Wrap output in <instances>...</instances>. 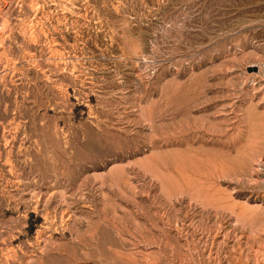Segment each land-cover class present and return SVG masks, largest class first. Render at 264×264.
<instances>
[{
  "label": "rangeland",
  "instance_id": "rangeland-1",
  "mask_svg": "<svg viewBox=\"0 0 264 264\" xmlns=\"http://www.w3.org/2000/svg\"><path fill=\"white\" fill-rule=\"evenodd\" d=\"M0 156L1 264H264V0H0Z\"/></svg>",
  "mask_w": 264,
  "mask_h": 264
},
{
  "label": "bare ground",
  "instance_id": "bare-ground-1",
  "mask_svg": "<svg viewBox=\"0 0 264 264\" xmlns=\"http://www.w3.org/2000/svg\"><path fill=\"white\" fill-rule=\"evenodd\" d=\"M33 1H34V0H33ZM65 1H66V0H65ZM56 5H57V4H56ZM33 6H34V5H33ZM34 8H35V6H34ZM34 8H33V9H34ZM39 8H40V7H39ZM33 9H32V10H33ZM36 10H37V9H36ZM37 12H38V10H37ZM58 19H60V18L58 17ZM61 20H63V19H61ZM61 20H60V21H61ZM66 20H67V19H66ZM85 20H86V19H85ZM63 22H64V21H63ZM89 22H90V21H89ZM37 23H38V22H37ZM57 23H58V22H57ZM68 23H69V22H68ZM76 23H77V22H76ZM76 23H74V24H76ZM79 23H80V22H79ZM79 23H77V25H78ZM65 24H67V23H65ZM59 25H60V23H59ZM68 25H69V24H68ZM72 25H73V24H72ZM34 26H36V24L31 23V30H32V33H30V34H36V32H35V30H34ZM57 26H58V25H57ZM78 26H79V25H78ZM64 27H65V26H64ZM66 27H67V26H66ZM73 27H74V26H73ZM79 27H81V26H79ZM79 27H77V28H79ZM77 28H76V29H77ZM61 29H62V28H61ZM61 29H60V30H61ZM74 29H75V28H74ZM56 30H57V28H56ZM67 30H68V29H67ZM79 30H80V28H79ZM57 31H58V30H57ZM81 31H82V28H81ZM81 31H80V32H81ZM46 32H47V31H46ZM76 32H78V31H76ZM76 32H75V33H76ZM46 34H47V33H46ZM84 34H85V33H84ZM36 35H37V34H36ZM43 35H44V34H43ZM57 35H58V34H57ZM63 35H65V34L63 33ZM63 35H62V36H63ZM75 35H76V34H75ZM80 35H81V34H80ZM39 36H40V35H39ZM81 36H83V34H82ZM45 37H46V36H45ZM34 38H36V37H34ZM37 38H38V37H37ZM46 38H47V37H46ZM77 38H79V37H77ZM77 38H76V39H77ZM82 38H83V37H82ZM39 39H40V38H39ZM66 39H67V38H66ZM74 39H75V38H74ZM80 39H81V37H80ZM84 39H85V38H84ZM84 39H83V40H84ZM30 40H31V39H30ZM32 41H33V40H32ZM38 41H39V40H38ZM54 41H56V40H54ZM57 41H58V39H57ZM74 41L77 42V40H74ZM74 41H73V42H74ZM87 41H88V39H87ZM52 42H53V41H52ZM65 42H66V41H65ZM81 42H82V41H81ZM27 43H28V42H27ZM49 43H50V42H49ZM54 43H55V42H54ZM63 43H64V42H63ZM67 43H68V42H67ZM79 43H80V42H79ZM82 43H83V42H82ZM32 44H33V42H32ZM39 44H40V43H39ZM52 44H53V43H52ZM52 44H51V45H52ZM56 44H57V43H56ZM68 44H70V42H69ZM77 44H78V42H77ZM77 44H75V45H77ZM34 45H35V44H34ZM54 45H55V44H54ZM63 45H64V44H63ZM78 45H79V44H78ZM52 46H53V45H52ZM56 46H57V45H56ZM61 47H64V46H61ZM71 47H72V46H71ZM71 47H68V46H67L68 49L71 48ZM76 47H79V46H75L74 49H75ZM65 48H66V47H65ZM80 48H81V47H80ZM51 49H53V48H51ZM57 49H58V48H57ZM76 49H77V48H76ZM82 49H83V48H82ZM27 50H28V49H27ZM29 50H30V49H29ZM69 50H70V49H69ZM72 50H73V49H72ZM78 50H79V49H77L76 51H78ZM80 50H81V49H80ZM80 50H79V51H80ZM31 51H32V50H31ZM58 51H59V50H58ZM58 51H57V52H58ZM63 51H64V50H63ZM63 51H62V52H63ZM66 51H67V49H66ZM66 51H65V52H66ZM81 51H82V50H81ZM81 51H80V52H81ZM32 52H33V51H32ZM32 52L30 53V55L32 54ZM54 52H55V54L57 53V52H56V48H55V51H54ZM60 52H61V51H60ZM60 52H59V53H60ZM83 52H84V51H83ZM66 53H67V52H66ZM52 54H53V51H52ZM70 54H71V53H70ZM70 54H69V55H70ZM93 54H94V53H93ZM59 55H60V54H59ZM66 55H67V54H66ZM71 55H74V58H75V55L78 56V55L75 54V53L73 54V51H72V54H71ZM85 55H86V54H85ZM53 56H54V55H53ZM53 56H52V57H53ZM61 56H62V55H61ZM29 57H30V56H29ZM32 57H33V56H32ZM54 57H55V56H54ZM69 57H70V56H69ZM72 57H73V56H72ZM56 58H57V57H56ZM58 58H59V57H58ZM58 58H57V59H58ZM82 58H83V57H82ZM84 58H85V60H86V58H87V60H88V57L84 56ZM31 59H32V58H31ZM53 59H54V58H53ZM70 59H71V58H70ZM72 59H73V58H72ZM77 59H78V58H77ZM77 59H76V60H77ZM79 59H80V56H79ZM36 60H37V59H36ZM82 60H83V59H82ZM64 61H65V59H64ZM74 61H75V59H74ZM88 61H89V60H88ZM36 62L38 63V61H36ZM36 62H35V63H36ZM56 62H57V61H56ZM59 62H61V61H59ZM59 62H58V63H59ZM72 62H73V60H72ZM75 62H76V61H75ZM79 62H80V61H79ZM31 63H32V62H31ZM35 63H34V65H35ZM45 63H46V62H45ZM80 63H81V62H80ZM84 63H85V62H84ZM86 63H87V62H86ZM90 63H91V62H90ZM38 64H40V63H38ZM56 64H57V63H56ZM56 64H55V66H56ZM61 64H62V63H61ZM76 64H77V63H76ZM76 64H75V65H76ZM95 64H96V63H95ZM95 64H94V65H95ZM67 65H68V64H66V66H67ZM75 65H74V66H75ZM77 65H78V64H77ZM87 65H88V64H87ZM92 65H93V63H92ZM94 65H93V66H94ZM43 66H44V63H43ZM43 66H42V68H40V67H39V68L42 70V69H43ZM45 66H46V65H45ZM59 66H60V65H59ZM62 66H63V64H62ZM85 66H86V64H85ZM64 67H65V66H64ZM64 67H63V68H64ZM69 67H70V66H69ZM72 67H73V66H72ZM90 67H91V66H90ZM96 67H98V66L95 65V69H97ZM61 68H62V67H61ZM76 68H77V66H76ZM76 68H74V69H76ZM83 68H84V67H83ZM37 69H38V67H37ZM40 69H39V70H40ZM46 69H47V68H46ZM46 69L44 68V70H46ZM49 69H50V68H49ZM70 69H71V68H70ZM72 69H73V68H72ZM78 69H79V66H78ZM90 69H91V68H90ZM95 69L93 70L94 72H95ZM44 70H43V71H44ZM64 70H66V69H63V71H64ZM79 71H80V70H79ZM82 71H83V70H82ZM85 71H86V70H85ZM87 71H88V70H87ZM90 71H91V70H90ZM90 71H89V73H90ZM39 72H40V71H39ZM74 72H75V71H74ZM76 72H77V71H76ZM76 72H75V74H76ZM80 72H81V71H80ZM22 73H23V72H22ZM66 73H68V70H67ZM72 73H73V72H72ZM87 73H88V72H87ZM45 74H46V73H45ZM47 74H48V73H47ZM47 74H46V75H47ZM91 74H92V72H91ZM93 74H94V73H93ZM55 75H56V74H55ZM68 75H69V74H67V76H68ZM81 75H82V74H81ZM48 76H49V75H48ZM53 76H54V75H53ZM64 76H65V75H64ZM67 76H66V77H67ZM69 76H71V75H69ZM72 76H73V75H72ZM85 76H86V74H85ZM93 76H95V75H93ZM23 77H24V76H23ZM26 77H27V76H26ZM26 77H25V78H26ZM44 77H45V75H44ZM74 77H75V79H76L77 75L74 76ZM79 77H81V76L79 75ZM18 78H19V77H18ZM21 78H22V77H21ZM21 78H20V80H21ZM63 78H64V77H63ZM82 78H83V76L81 77V79H82ZM91 78H92V77H91ZM23 79H24V78H23ZM34 79H35V78H34ZM44 79H45V78H44ZM49 79H52V78H49ZM54 79H56V78H54ZM75 79L73 80V82H75ZM81 79L79 78V80H81ZM45 80H46V79H45ZM60 80H61V79H60ZM63 80H64V82L66 81V79H63ZM76 80H77V79H76ZM79 80H78V81H79ZM86 80H87V79H86ZM21 81H22V80H21ZM21 81H20V82H21ZM24 81H25V80H24ZM27 81H28V80H27ZM41 81H42V80H41ZM78 81H77V82H78ZM89 81H90V80H89ZM91 81H92V80H91ZM32 82H33V81H32ZM36 82H37V81H36ZM73 82H72V83H73ZM94 82H96V81H93V85H94ZM33 83H34V82H33ZM66 83H67V81H66ZM66 83H65V85H66ZM69 83H70V82H69ZM81 83H83V82H81ZM81 83H80V84H81ZM84 83H86V82L84 81ZM29 84H30V82H29ZM45 84H46V83H45ZM63 84H64V83H63ZM74 84H75V83H74ZM89 84H90V83H89ZM37 85H38V84H37ZM58 85H59V83H58ZM61 85H62V84H61ZM69 85H70V84H69ZM71 85H72V84H71ZM76 85H77V83H76ZM33 86H34V85H33ZM90 86H91V85H90ZM19 87H20V86H19ZM21 87H22V86H21ZM37 87H38V86H37ZM68 87H69V86H68ZM83 87H84V86H83ZM86 87H87V86H86ZM22 88H23V87H22ZM29 88H30V87H29ZM35 88H36V87H35ZM39 88H40V87H39ZM39 88H37V89H38V93H39ZM87 88H88V87H87ZM89 88H90V87H89ZM93 88H94V86H93ZM73 89H74V88H73ZM75 89H76V88H75ZM91 89H92V88H91ZM33 90H34V89H33ZM77 90H78V89H77ZM92 90H93V89H92ZM27 91H28V89H27ZM27 91H26V92H27ZM40 91H42V88L40 89ZM64 91H65V90H64ZM79 91H80V90H79ZM79 91H78V92H79ZM82 91H83V90H82ZM18 92H19V91H18ZM28 92H29V91H28ZM66 92H67V91H66ZM90 92H91V91H90ZM92 92H93V91H92ZM83 93H84V92H83ZM69 94H70V93H69ZM22 95H23V94H22ZM33 95H34V94H33ZM33 95H30V96H33ZM73 95H74V94H73ZM78 95H80V92H79ZM78 95H77V93H76V98H77ZM93 95H94V94H93ZM41 96H42V95H41ZM82 96H83V95L78 96V97H82ZM88 96H89V95H88ZM37 97H38V95H37ZM37 97H36V99H37ZM89 97H90V96H89ZM29 98H30V97H29ZM31 98H32V97H31ZM33 98L35 99V97H33ZM85 98H87V97H85ZM85 98H84V99H85ZM25 99H26V98H25ZM34 99H32V100H34ZM84 99H83V100H84ZM76 100H77V99H76ZM85 100H86V99H85ZM34 101H35V100H34ZM78 101H79V99H78ZM80 101H81V99H80ZM37 102H38V103L40 102V101H39V98H38ZM37 102H36V103H37ZM42 103L44 104L43 99H42ZM80 103H81V102H80ZM32 104H33V103H32ZM84 104H86V103H84ZM38 105H39V104H38ZM38 105H37V106H38ZM35 106H36V105H35ZM88 106H89V105H88ZM88 106H86V107H88ZM90 106H91V105H90ZM40 107H41V106L39 105V108H40ZM90 109H91V108H90ZM24 111H25V110H24ZM90 111H91V110H90ZM164 111H165V110H164ZM37 112H38V111H37ZM19 114H21V116H23L22 113H19ZM24 115H25V112H24ZM27 117H28V116H27ZM27 117H26V118H27ZM30 117H31V116H30ZM37 117H38V116H37ZM24 118H25V116H24ZM24 118H23V119H24ZM28 118H29V117H28ZM159 118H160V117H159ZM17 119L19 120L20 118H17ZM17 119H16V121L18 122ZM29 119H30V118H29ZM42 119H44V118H42ZM24 120H25V119H24ZM26 120H27V119H26ZM34 120H35V118H34ZM29 121H31V120H29ZM32 121H33V120H32ZM38 121H39V120H38ZM38 121H37V122H38ZM37 122H36V123H37ZM40 122H41V121H40ZM25 123H26V122H25ZM27 123H28V122H27ZM27 123H26V124H27ZM13 124H14V123H13ZM15 124H16V122H15ZM17 124H18V123H17ZM29 124H30V123H29ZM40 124H41V123H40ZM11 125H12V124H11ZM18 125H19V124H18ZM20 125H21V124H20ZM38 125H39V123H38ZM28 126L30 127V125H28ZM14 127H15V126H14ZM38 127H39V126H37V128H38ZM26 128H28V127H26ZM35 128H36V127H35ZM44 128H45V126H44ZM15 129H17V125H16V128H15ZM22 129H23V128H22ZM28 129H30V128H28ZM31 129H32V128H31ZM38 129H39V128H38ZM41 129H43V128H41ZM26 130H27V129H26ZM10 131H11V129H10ZM10 131H9V132H10ZM16 131H17V130H16ZM24 131H25V130H24ZM28 131H29V130H28ZM18 132H19V131H18ZM30 132H31V130H30ZM38 132H39V131H38ZM42 132H45V131H42ZM25 133H27V132L25 131ZM36 133H37V132H36ZM39 133H40V132H39ZM14 134H15V133H14ZM22 134H23V133H22ZM22 134H20V135H22ZM34 134H35V133H34ZM34 134H33L32 136H34ZM43 134H44V136H45V133H43ZM43 134H42V135H43ZM9 135H12V133L9 134ZM23 135H24V134H23ZM36 135H37V134H36ZM42 135H41V136H38V137H42ZM161 135H162V134H161ZM5 136H6V135H5ZM13 136H14V135H13ZM10 137H11V136H10ZM14 137H15V136H14ZM27 137H28V136H27ZM1 138H2V137H1ZM4 138H5V137H4ZM25 138H26V137H25ZM28 138H29V137H28ZM36 138H37V137H36ZM5 139H6V138H5ZM32 139H33V137H32ZM3 140H4V139H2V142H3ZM11 140H12V139H11ZM37 140H38V139H37ZM15 141H16V140H15ZM18 141H19V140H18ZM22 141H23V140L21 139V142H22ZM25 141H26V139H25ZM30 141H31V140H30ZM8 142H9V141H8ZM21 142H20V143H21ZM31 142H35V141H31ZM42 142H43V141H42ZM10 143H11V142H10ZM16 143H17V142H16ZM37 143H38V141H37ZM1 144H2V143H1ZM3 144H4V142H3ZM5 144H6V143H5ZM7 144H9V143H7ZM11 144H12V143H11ZM18 144H19V143H18ZM29 144H30V143H29ZM32 144H33V143H32ZM35 144H36V143H35ZM35 144H34V146H35ZM20 145H21V144H20ZM22 145H24V144L22 143ZM38 145H39V144H38ZM41 145H43V144H41ZM4 146H5V145H4ZM13 146H14V145H13ZM15 146H16V145H15ZM29 146H30V145H29ZM5 147H6V146H5ZM7 147H8V146H7ZM31 147H32V146H31ZM40 147H41V146H40ZM8 148H9V147H8ZM19 148H20V147H19ZM32 148H34V147H32ZM42 148H43V147H42ZM16 149H17V148H16ZM20 149H21V148H20ZM20 149H19V150H20ZM23 149H24V148H23ZM4 150H6V149H4ZM41 150H43V149H41ZM6 151H8V150H6ZM9 151H11V150H9ZM13 151H14V150H13ZM16 151H17V150H16ZM22 151H23V150H22ZM29 151H30V150H29ZM38 151H39V150H38ZM2 152H3V151H2ZM6 153H7V152H6ZM8 153H9V152H8ZM21 153H22V152H21ZM1 154H2V153H1ZM9 154H10V153H9ZM11 154H12V153H11ZM15 154H16V152H15ZM19 154H20V153H19ZM19 154H18V155H19ZM22 154H23V153H22ZM22 154H21V156H22ZM33 154H34V153H33ZM73 154H74V153H73ZM24 155H25V153H24ZM75 155H76V154H75ZM4 156H5V155H4ZM30 156H31V155H30ZM0 157H1V156H0ZM7 157H8V155H7ZM12 157H13V156H12ZM14 157H15V156H14ZM25 158H26V157H25ZM27 158H29V157H27ZM32 158H33V157H32ZM13 159H17V158L15 157V158H13ZM30 159H31V158H30ZM75 159H77V158H75ZM0 160H1V159H0ZM5 160H6V159H5ZM36 160H37V159H36ZM1 161H2V160H1ZM3 162H4V161H3ZM6 162L8 163V166H10L11 171H12V169L15 168V165H14V164H15L16 162L13 163V161L11 160V158H8ZM6 162H5V164H6ZM25 162H26V161H25ZM33 164H34V163H33ZM16 165H17V164H16ZM5 167H6V166H5ZM17 167H18V166H17ZM30 167H31V166H30ZM33 167H34V166H33ZM32 169H33V168H32ZM2 170H3V169H2ZM16 170H17V168H16ZM8 171H10V170H8ZM22 171H23V169L21 170V172H22ZM0 172H1V169H0ZM15 172H16V171H15ZM19 172H20V171H19ZM19 172H18V175H19ZM34 172H35V171H34ZM72 172H73V171H72ZM10 173H11V172H10ZM32 173H33V172H32ZM66 173H67V172H66ZM76 173H77V172H76ZM2 174H3V173H2ZM42 174H43V173H42ZM42 174H41V175H42ZM74 174H75V173H74ZM13 175H14V174H13ZM13 175H12V176H13ZM15 175H16V174H15ZM20 175H23V172H22V174H20ZM62 175H63V174H62ZM34 176H35V175H34ZM38 176H39V174H38ZM56 176H58V175H56ZM59 176H60V175H59ZM64 176H65V175H64ZM66 176H67V174H66ZM69 176H70V174H69ZM21 177H22V176H21ZM15 178H16V177H15ZM37 178H38V177H37ZM45 178H46V177H45ZM54 178H55V176H54ZM63 178H64V177H63ZM69 178H70V177H69ZM73 178H74V177H73ZM18 179H19V178H18ZM41 179H42V177H41ZM55 179L57 180V177H56ZM66 179H67V177H66ZM71 179H72V178H71ZM12 180H13V179H12ZM15 180H16V179H15ZM44 180H45V179H44ZM61 180H62V179H61ZM67 180H68V179H67ZM72 180H73V179H72ZM13 181H14V180H13ZM13 181H12V182H13ZM20 181H21V180H20ZM24 181H26V180L24 179ZM73 181H74V180H73ZM73 181H72V182H73ZM10 182H11V181H10ZM15 182H16V181H15ZM22 182H23V180H22ZM32 182H34V181H32ZM32 182H31V184H33ZM45 182H47V180H46ZM24 183H27V182H24ZM24 183H23V184H24ZM41 183H43V182H41ZM12 184H13V183H12ZM23 184H21V185L23 186ZM28 184H29V183H28ZM46 184H47V183H46ZM14 185H16V184H14ZM19 185H20V184H19ZM24 185H26V184H24ZM44 185H45V184H44ZM39 186H40V185H39ZM72 186H73V185H70V187H72ZM15 187H16V186H15ZM27 187H28V186H27ZM17 188H19V187H17ZM37 195H38V194H37ZM37 195H36V196H37ZM39 196H40V195H39ZM81 197H82V196H81ZM36 200L39 201V198L36 199ZM81 200H82V199H81ZM89 200H90V199H89ZM154 200H155V199H154ZM9 201H10V200H9ZM67 201H68V200H67ZM60 202H61V201H60ZM65 202H66V201H65ZM11 203H12V202H11ZM61 203H62V202H61ZM71 203L74 204L73 202H71ZM151 203H152V202H151ZM155 203H156V202H155ZM40 204H41V203H40ZM47 204H48V203H47ZM64 204H65V203H64ZM67 204H69V202H67ZM72 204H71V205H72ZM15 205H16V204H15ZM27 205H28V204H27ZM27 205H25V206L27 207ZM61 205L63 206V204H61ZM9 206H10V205H9ZM32 206H33V205H32ZM35 206H36V204H35ZM37 206H38V204H37ZM54 206H55V205H54ZM57 206H58V205H57ZM74 206H75V205H74ZM74 206H73V207H74ZM152 206H153V205H152ZM13 207H14V206H13ZM45 207H46V206H45ZM45 207H44V208H45ZM48 207H49V206H48ZM64 207H65V205H64ZM73 207H72V208H73ZM137 207H138V206H137ZM16 208H18V207L16 206ZM39 208H40V207H39ZM52 208H53V207H52ZM57 208H58V207H57ZM57 208H55V209H57ZM69 208H70V207H69ZM69 208H67V206H66V209H65V208H64V209L67 210V209H69ZM203 208H204V207H203ZM13 209H14V208H13ZM26 209H27V208H26ZM55 209H54V210H48V209L45 210V211H46L45 214H44L43 216H41L42 219H43V223H40L39 225H35L36 220L34 219V220L31 221V225H34V226L36 227V229H35L36 231L34 230V232H35V239H36L37 241L42 237V235H43V233H44L45 231H47V230H48V231L56 230L55 225H56V221L58 220V217H59V214H58V213H59L60 211L57 212V210H55ZM140 209H141V208H140ZM142 209H143V208H142ZM14 210H15V209H14ZM21 210H22V209H21ZM28 210H29V209H28ZM59 210H60V209H59ZM65 210H63V211H65ZM19 211H20V210H19ZM42 211H43V210H42ZM70 211H71V210H70ZM70 211H69V212H70ZM143 211H144V210H143ZM24 212H25V211H24ZM33 212L36 213V214H38V213H39L38 208H37V207H34ZM71 212H72V211H71ZM97 212H98V211H97ZM141 212H142V211H141ZM188 212H189V211H188ZM62 213H64V212H61V215H60L61 218H62V215H63ZM169 213H170V212H169ZM36 214H35V215H36ZM40 214H41V213H40ZM42 214H43V213H42ZM142 214H143V213H142ZM146 214H147V213H146ZM157 214H158V213H157ZM174 214H175V213H174ZM174 214H173V216H174ZM191 214H192V213H191ZM65 215H66V214H65ZM99 215H100V214H99ZM144 215H145V214H144ZM148 215H149V214H148ZM153 215H154V214H153ZM162 215H163V214H162ZM165 215H166V214H165ZM39 216H40V215H39ZM149 216H150V215H149ZM155 216H156V215H155ZM186 216H188V215H186ZM190 216H191V215H190ZM195 216H196V215H195ZM63 217H65V216H63ZM100 217H101V216H100ZM102 217H103V216H102ZM145 217H146V216H145ZM157 217H158V216H157ZM68 218H69V217H68ZM91 218H92V217H91ZM98 218H99V217H98ZM108 218H109V217H108ZM158 218H160V217H158ZM168 218H169V217H168ZM172 218L174 219V217H172ZM176 218H177V217H176ZM190 218H193V217H190ZM163 219H165V218L163 217ZM163 219H161V221H162ZM170 219H171V218H170ZM187 219H188V217H187ZM62 220L64 221V219H62ZM69 220H70V219H69ZM69 220H68V221H69ZM97 220H98V219H97ZM134 220H135V219H134ZM147 220H148V219H147ZM149 220H150V218H149ZM152 220H153V219H152ZM38 221H39V220H38ZM58 221H59V220H58ZM58 221H57V222H58ZM108 221H109V220H108ZM118 221H119V220H118ZM126 221H127V218H126ZM150 221H151V220H150ZM163 221H164V220H163ZM174 221H175V220H174ZM187 221H188V220H187ZM190 221H192V219H191ZM193 221H194V219H193ZM59 222H60V221H59ZM59 222H58V223H59ZM103 222H104V221H103ZM129 222H130V221H129ZM133 222H134V221H133ZM147 222H148V221H147ZM154 222H156V220H155ZM168 222H170V221H168ZM61 223H62V222H61ZM105 223H106V222H105ZM119 223H120V222H119ZM131 223H132V222H131ZM148 223H149V222H148ZM151 223H152V222H151ZM151 223H149V224L151 225ZM177 223H178V222H177ZM190 223H191V222H190ZM192 223H193V222H192ZM202 223H203V221H202ZM88 224H89V223H88ZM90 224H91V223H90ZM121 224H122V223H121ZM135 224H136V223L134 222V225H135ZM109 225H110V224H109ZM143 225H144V224H143ZM143 225H142V226H143ZM147 225H148V224H147ZM153 225H154V224H153ZM153 225H152V226H153ZM192 225H193V224H192ZM199 225H200V224H199ZM199 225H198V226H199ZM58 226H59V225H58ZM60 226H61V224H60ZM121 226H122V225H121ZM140 226H141V225H140ZM176 226H177V225H176ZM56 227H57V226H56ZM63 227H64V226H63ZM144 227H146V225H145ZM158 227H159V226H158ZM158 227H155V229H156V230H159ZM178 227H179V226H178ZM191 227H192V226H191ZM200 227H201V226H200ZM58 228H59V227H58ZM112 228H113V226H112ZM125 228H126V227H125ZM147 228H148V227H147ZM149 228H150V227H149ZM159 228H160V227H159ZM183 228H184V227H183ZM33 229H34V228H33ZM118 229H119V228H118ZM150 229H152V227H151ZM150 229H148V230L150 231ZM153 229H154V228H153ZM12 230H13V229H12ZM15 230H17V229H15ZM21 230H22V232H23L24 229L21 228ZM58 230H59V229H58ZM96 230H97V229H96ZM122 230H123V229H122ZM180 230H181V229H180ZM17 231H18V230H17ZM19 231H20V230H19ZM24 231H25V230H24ZM137 231H138V230H137ZM161 231H162V230H161ZM163 231H164V230H163ZM176 231L178 232L177 229H176ZM208 231H209V230H208ZM28 232H29V231H28ZM28 232H27V233H28ZM96 232H97V231H96ZM100 232H101V230H100ZM129 232H131V231H128V233H129ZM145 232H146V231H145ZM150 232H152V231H150ZM193 232H194V231H193ZM209 232H210V231H209ZM15 233H16V232H15ZM19 233H20V232H19ZM23 233L25 234V232H23ZM45 233H46V232H45ZM55 233H56V232H55ZM94 233H95V231H94ZM148 233H149V232H148ZM160 233H161V232H160ZM210 233H211V232H210ZM8 234H9V233H8ZM11 234H12V233H11ZM85 234H86V233H85ZM91 234H92V233H91ZM97 234L99 235V233H97ZM97 234H95L96 236L92 235V237H93L92 239H98ZM122 234H123V233H122ZM150 234H153V233H150ZM158 234H159V233H158ZM169 234H170V233H169ZM195 234H196V233H195ZM17 235H18V234H17ZM21 235H22V233H21ZM26 235H28V234H26ZM50 235H51V234H50ZM52 235H53V234H52ZM123 235H124V234H123ZM129 235H130V234H129ZM131 235H132V234H131ZM134 235H135V234H134ZM137 235H138V234H137ZM146 235H147V233H146ZM155 235H156V234H155ZM162 235H164V234H162ZM207 235H208V233H207ZM10 236H11V235H8V237H9L8 239H10ZM33 236H34V235H33ZM88 236H90V235H88ZM118 236H119V235H118ZM120 236H122V235L120 234ZM140 236H141V235H140ZM144 236H145V234H144ZM147 236H148V235H147ZM156 236H157V235H156ZM165 236H166V235H165ZM169 236H170V235H169ZM187 236H188V235H187ZM3 237H4V236H3ZM16 237H17V236H16ZM16 237H15V238H16ZM24 237H25V236H24ZM90 237H91V236H90ZM132 237H133V236H132ZM134 237H136V236H134ZM141 237H142V236H141ZM150 237H151V236H150ZM152 237H153V236H152ZM154 237H155V236H154ZM158 237H160V236H158ZM25 238H26V237H25ZM121 238H122V237H121ZM156 238H157V237H156ZM164 238H167V237H164ZM185 238H186V237H185ZM205 238H206V237H205ZM0 239H1V236H0ZM4 239H5V238H4ZM6 239H7V238H6ZM26 239H27V238H26ZM79 239H80V238H79ZM79 239H77V240H79ZM85 239H86V237H85ZM90 239H91V238H90ZM122 239H124V238H122ZM136 239H137V238H136ZM138 239H139V238H138ZM157 239H159V238H157ZM161 239L163 240L162 237H161ZM11 240H12V237H11ZM22 240H23V235H22ZM86 240H87V239H86ZM88 240H89V239H88ZM142 240H143V239H142ZM146 240H147V238H146ZM167 240H168V239H167ZM181 240H182V239H181ZM186 240L188 241V239H186ZM7 241H8V240H7ZM16 241H20V238H18V240H16ZM92 241H93V240H92ZM99 241H101L100 238H99ZM119 241H120V240H119ZM124 241H126V240H124ZM143 241H144V240H143ZM148 241H149V240H148ZM148 241H147V242H148ZM192 241H193V239H192ZM9 242H10V241H9ZM13 242H14V241H13ZM27 242H29V241H27ZM75 242H76V241H75ZM78 242H79V244H81V242H82L83 247L85 246L84 244H85L86 242H85L84 240H83V241L80 240V241H78ZM87 242H88V241H87ZM101 242H102V241H101ZM150 242H152V240H151ZM153 242H154V240H153ZM155 242H156V241H155ZM159 242H160V240H159ZM162 242H164V241H162ZM6 243H7V242H6ZM18 243H19V242H18ZM31 243H32V242H31ZM31 243H30V245H32ZM34 243H35V242H34ZM76 243H77V242H76ZM88 243H89V242H88ZM92 243H93V245H94V242H92ZM121 243H122V242H121ZM123 243H124V242H123ZM123 243H122V244H123ZM144 243H146V242H144ZM157 243H158V242H157ZM188 243L190 244L191 242H188ZM188 243H187V244H188ZM205 243H206V242H205ZM10 244H11V243H9V245H10ZM20 244H21V243H20ZM20 244H19V245H20ZM24 244H25V243H24ZM37 244H38V243H37ZM39 244H41V243H39ZM79 244H78V245H79ZM89 244L91 245V242H90ZM95 244H96V243H95ZM122 244H120V245H122ZM124 244H126V243H124ZM146 244H147V243H146ZM149 244H150V243H149ZM149 244H147V246H148ZM152 244H153V243H151L150 246H151ZM169 244H170V243H169ZM172 244H173V243H172ZM179 244H180V242H179ZM187 244H186V245H187ZM189 244H188V245H189ZM191 244H192V243H191ZM206 244H207V243H206ZM4 245H6V244H4ZM7 245H8V244H7ZM11 245H12V244H11ZM75 245H76V244H75ZM86 245H87V244H86ZM97 245H98V244H97ZM97 245H95L94 247H97ZM144 245H145V244H144ZM101 246H103V245L101 244ZM105 246H106V245H105ZM152 246H153V245H152ZM155 246H156V245H155ZM155 246H154V247H155ZM158 246H159V245H158ZM179 246H180V245H179ZM179 246H178V247H179ZM199 246H200V245H199ZM201 246H202V245H201ZM207 246H208V245H207ZM8 247H9V246H8ZM17 247H19V246H17ZM24 247H25V246H24ZM26 247H27V246H26ZM53 247H54V246H53ZM80 247H81V246H80ZM85 247H86V246H85ZM161 247H163V246H161ZM173 247H174V245H173ZM189 247H190V245H189ZM203 247L205 248V246H203ZM5 248H6V247H5ZM9 248H10V247H9ZM12 248H13V247H12ZM72 248H73V247H72ZM102 248H103V247H102ZM119 248H121V247H119ZM182 248L184 249V247H182ZM191 248H192V247H191ZM201 248H202V247H201ZM1 249H2V248H1ZM1 249H0V250H1ZM3 249H4V248H3ZM3 249H2V250H3ZM7 249H8V248H7ZM7 249H6V250H7ZM22 249H23V248H22ZM22 249H21V250H22ZM27 249H28V248H27ZM27 249L25 248V250H27ZM59 249H60V248H59ZM73 249H74V248H73ZM73 249H72V250H73ZM87 249H88V248H87ZM174 249H175V248H174ZM176 249H177V248H176ZM178 249H179V248H178ZM197 249H198V248H197ZM221 249H222V246H221ZM12 250H13V249H12ZM56 250H57V249H56ZM56 250H55V251H56ZM61 250H64V251L66 252L65 255H66V257H67L68 259H69L70 257L72 258V256H73L72 254H73V253H72L71 251H69L66 247H65L64 249H61ZM98 250H99V248H98ZM118 250H119V249H118ZM163 250H164V249H163ZM166 250H167V249H166ZM168 250L170 251L169 248H168ZM172 250H173V249H172ZM189 250H191V249H189ZM189 250H188V251H189ZM75 251H76V250H75ZM94 251H95V250H94ZM96 251H97V249H96ZM101 251H102V250H100V252H101ZM103 251H104V250H103ZM160 251H161V250H160ZM173 251L175 252V250H173ZM179 251L182 252L181 249L178 250V252H179ZM183 251H184V250H183ZM192 251H193V249H192ZM192 251H189V253L192 252ZM12 252H13V251H12ZM19 252H20V251H19ZM19 252H18V253H19ZM65 252H64V253H65ZM84 252H86V251H84ZM88 252H92V251H90V250L88 249V251L86 252V255L89 254ZM107 252L109 253L108 250H107ZM110 252H111L110 254L112 255V251H110ZM166 252H167V251H166ZM181 252H179V253H181ZM184 252H186V249H185ZM203 252H204V250H203ZM6 253H7V252H6ZM6 253H5V255H6ZM13 253H14V252H13ZM18 253H17V254H18ZM61 253L63 254V251H61ZM87 253H88V254H87ZM97 253H98V252H97ZM97 253H96V254H97ZM108 253H107V254H108ZM159 253H160V252H159ZM172 253H173V252H172ZM182 253H183V252H182ZM8 254H9V252H8ZM10 254H11V253H10ZM21 254H22V253H21ZM77 254H78V253H77ZM77 254H76V255H77ZM91 254H92V253H91ZM100 254H102V253H100ZM107 254H105V255H107ZM161 254H162V253H161ZM161 254H160V255H161ZM163 254H165L164 251H163ZM173 254H174V253H173ZM183 254H184V253H183ZM187 254H188V253H187ZM191 254H192V253H191ZM196 254H197V253H196ZM200 254H201V253H200ZM215 254H216V253H215ZM219 254H220V253H219ZM3 255H4V254H3ZM14 255H15V254H14ZM25 255H26V254H25ZM46 255H47V254H46ZM48 255H49V254H48ZM83 255H84V254H83ZM179 255H180V254H178V256H179ZM185 255H186V254H185ZM201 255H202V254H201ZM217 255H218V254H217ZM9 256H10V255H9ZM16 256H17V255H16ZM40 256H41V255H40ZM50 256H51V255H50ZM53 256H55V255H53ZM53 256H52V257H53ZM59 256H60V255H59ZM95 256H96V255H95ZM108 256H110V255H108ZM152 256H153V255H152ZM158 256H159V255H158ZM161 256H162V255H161ZM165 256H166V255H165ZM167 256H168V255H167ZM189 256H190V255H189ZM218 256H219V255H218ZM1 257H2V255H1ZM14 257H15V256H14ZM45 257H46V256H45ZM104 257H105V256H104ZM110 257H111V256H110ZM127 257H128V256H127ZM129 257H130V256H129ZM131 257H132V255H131ZM153 257H154V256H153ZM163 257H164V256H163ZM163 257H162V258H163ZM171 257H172V256H171ZM179 257H180V256H179ZM186 257H187V256H186ZM6 258H7V257H6ZM93 258H94V257H93ZM100 258H101V257H100ZM105 258H106V257H105ZM155 258L157 259V260H156V262H157V261H159V258H160V257H156V255H155ZM165 258H166V257H165ZM174 258L177 259V256L174 257ZM183 258H184V256H183ZM190 258H191V257H190ZM220 258H221V255H220ZM222 258H223V257H222ZM4 259H5V258H4ZM7 259H9V258H7ZM7 259H6V260H7ZM10 259H11V258H10ZM17 259H18V257H17ZM101 259H102V258H101ZM129 259H130V258H129ZM133 259H135V257H133ZM166 259H167V258H166ZM166 259H165V260H166ZM181 259H182V258L180 257V259H179L180 262H182ZM192 259H193V257H192ZM214 259H215V258H214ZM224 259H225V258H224ZM1 260H2V259H1ZM12 260H13V259H12ZM107 260H108V259H106V261H107ZM110 260H111V258H110ZM110 260H108L107 263H108ZM131 260H132V258H131ZM135 260H136V259H135ZM154 260H155V259H154ZM193 260H194V259H193ZM203 260H204V259H203ZM3 261H4V260H3ZM9 261H10V260H9ZM21 261H22V260H21ZM21 261L19 260V263H20ZM106 261H105V262H106ZM111 261H112V260H111ZM114 261H115V260H114ZM129 261H130V260H129ZM185 261H186V260H185ZM188 261H189V260H188ZM191 261H192V260H191ZM208 261H209V260H208ZM211 261H212V260H211ZM217 261H218L217 264H221V261H220V260L217 259ZM11 262H12V261H11ZM15 262H17V261H15ZM53 262H54V261H53ZM60 262H61V261H60ZM75 262H76V261H63V264H73V263H75ZM77 262H78V261H77ZM98 262H99V261H98ZM103 262H104V261H102V263H103ZM133 262H134V261H133ZM133 262H129V263H133ZM146 262H147V261H146ZM150 262H151V261H150ZM150 262H149V263H150ZM165 262H166V261H165ZM165 262H164V264H165ZM7 263H9V262H7ZM24 263H25V262H24ZM36 263H37V262H36ZM99 263H100V262H99ZM152 263H153V262H152ZM159 263H160V262H159ZM161 263H162V262H161ZM168 263H170V262H168ZM178 263H179V262H178ZM183 263H184V261H183ZM188 263H189V262H188ZM188 263H187V264H188ZM190 263H191V262H190ZM194 263H195V262H194ZM201 263L203 264L202 260H201ZM201 263H200V264H201ZM222 263H223V261H222ZM0 264H1V263H0ZM22 264H23V262H22ZM40 264H53V263H52V261H46V263H45V262H41ZM113 264H115V262H114ZM153 264H156V263H153ZM166 264H167V263H166ZM175 264H176V263H175ZM180 264H181V263H180ZM185 264H186V263H185ZM195 264H196V263H195ZM215 264H216V263H215Z\"/></svg>",
  "mask_w": 264,
  "mask_h": 264
}]
</instances>
